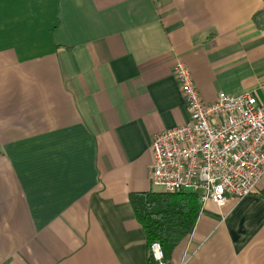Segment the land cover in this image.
Segmentation results:
<instances>
[{
    "label": "crops",
    "instance_id": "crops-1",
    "mask_svg": "<svg viewBox=\"0 0 264 264\" xmlns=\"http://www.w3.org/2000/svg\"><path fill=\"white\" fill-rule=\"evenodd\" d=\"M178 62L206 102L264 101V0H0V264H147L130 195L190 118ZM170 264H264V177Z\"/></svg>",
    "mask_w": 264,
    "mask_h": 264
},
{
    "label": "built area",
    "instance_id": "built-area-1",
    "mask_svg": "<svg viewBox=\"0 0 264 264\" xmlns=\"http://www.w3.org/2000/svg\"><path fill=\"white\" fill-rule=\"evenodd\" d=\"M190 118L156 134L151 178L164 192H199L202 202L224 206L255 192L264 177V101L250 92H220L206 102L189 66L174 67ZM165 264L162 244L151 245Z\"/></svg>",
    "mask_w": 264,
    "mask_h": 264
},
{
    "label": "trees",
    "instance_id": "trees-1",
    "mask_svg": "<svg viewBox=\"0 0 264 264\" xmlns=\"http://www.w3.org/2000/svg\"><path fill=\"white\" fill-rule=\"evenodd\" d=\"M136 218L143 226L147 245V264H158L151 245L162 244L165 264H170L174 249L194 230L203 208L199 192L146 191L130 195Z\"/></svg>",
    "mask_w": 264,
    "mask_h": 264
},
{
    "label": "rangeland",
    "instance_id": "rangeland-1",
    "mask_svg": "<svg viewBox=\"0 0 264 264\" xmlns=\"http://www.w3.org/2000/svg\"><path fill=\"white\" fill-rule=\"evenodd\" d=\"M160 191V190H159ZM186 191H190V190H186Z\"/></svg>",
    "mask_w": 264,
    "mask_h": 264
}]
</instances>
